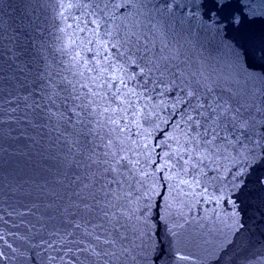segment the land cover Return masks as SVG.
Masks as SVG:
<instances>
[{"label": "snow or ice", "instance_id": "snow-or-ice-1", "mask_svg": "<svg viewBox=\"0 0 264 264\" xmlns=\"http://www.w3.org/2000/svg\"><path fill=\"white\" fill-rule=\"evenodd\" d=\"M139 2L58 0L61 59L33 66L14 53L7 84L0 73V141L7 132L52 161L38 193L10 190L18 231L0 232V264H141L155 247L154 210L166 221L177 202L214 203L218 219L226 204V227H242L233 195L264 165V71L245 78L239 70L254 56L232 45L229 78L181 67L160 21L125 10ZM228 3L215 0L210 27L240 23ZM154 7L172 12L173 3ZM2 202L0 188L8 223ZM244 264H264V248Z\"/></svg>", "mask_w": 264, "mask_h": 264}, {"label": "water", "instance_id": "water-1", "mask_svg": "<svg viewBox=\"0 0 264 264\" xmlns=\"http://www.w3.org/2000/svg\"><path fill=\"white\" fill-rule=\"evenodd\" d=\"M169 2L173 3L172 12L165 9L162 14L154 7L160 0H141L125 10L144 12L160 21L170 47L178 49L180 59L186 61L181 67L187 69L190 66L192 71L202 69L222 80L229 78L237 71L231 65L228 46L232 45L254 56L249 60L250 69L239 70L245 78L250 73L264 71V60L260 58L261 49H264V0H229L227 12L238 16L240 23L236 25L225 20L226 27L222 28L210 27L208 20V14L217 10L215 0ZM60 11L58 0H0V73L5 84L14 71L10 59L14 53L27 52L33 66L43 63L41 57H46L52 64L61 59L56 51L61 43L58 37L62 35L58 32L62 23L57 18ZM76 12L73 8L65 15L70 17ZM68 23H72L71 19ZM25 58L18 56L17 62ZM255 83L251 79L249 86ZM51 164L47 153L39 154L24 141L8 139L5 132L0 141V188L8 223H0V232L18 231L12 227L15 218L7 215L9 204L15 202L10 198V190H30L35 195L39 186L50 179L47 169ZM260 177H264V165L251 169L244 177L243 187L233 195L239 205L238 219L242 225L238 231L226 227L231 224L228 218L231 208L226 204L217 210L221 213L219 219L213 214L215 204H204L203 200L199 204L189 202L183 207L177 202L166 221L160 219L164 215L162 211L154 210L152 239L155 247L149 249L141 264H244L247 257L264 248V185L258 182ZM173 225L177 226L175 237L168 231ZM5 238L13 243L12 236ZM3 250L9 251L6 247ZM177 252L189 259L177 260ZM5 264L26 262L20 258Z\"/></svg>", "mask_w": 264, "mask_h": 264}]
</instances>
